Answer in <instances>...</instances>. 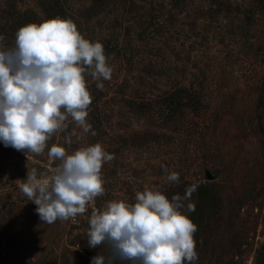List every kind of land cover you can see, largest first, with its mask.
Returning <instances> with one entry per match:
<instances>
[{"label": "rangeland", "instance_id": "rangeland-1", "mask_svg": "<svg viewBox=\"0 0 264 264\" xmlns=\"http://www.w3.org/2000/svg\"><path fill=\"white\" fill-rule=\"evenodd\" d=\"M92 1L0 0L5 45L22 26L54 19L44 4L58 2L113 67L110 80L86 77L89 132L69 117L43 154L0 143V264H92L104 251L88 246L94 208L134 204L145 190L171 200L192 184L194 264H264L263 1ZM96 143L114 156L101 169L104 194L75 222H41L21 181L60 163L49 159L51 146L71 154Z\"/></svg>", "mask_w": 264, "mask_h": 264}, {"label": "clouds", "instance_id": "clouds-1", "mask_svg": "<svg viewBox=\"0 0 264 264\" xmlns=\"http://www.w3.org/2000/svg\"><path fill=\"white\" fill-rule=\"evenodd\" d=\"M4 39L0 35V143L25 154H43L69 117L89 132L87 110L93 97L86 77L110 80L113 72L103 44L85 39L73 20L60 17L22 26L14 46ZM96 86L103 89L102 83ZM48 157L60 161L50 174L38 176L33 168L21 181L40 221L52 224L84 214L104 194L101 169L114 156L96 143L71 154L53 145ZM167 180L178 183L179 174L171 172ZM197 188L192 184L171 200L159 190L138 191L134 204L115 200L102 210L94 208L88 246L104 251L92 257V264H194L198 227L187 213L195 205L188 203L185 209V201Z\"/></svg>", "mask_w": 264, "mask_h": 264}, {"label": "trees", "instance_id": "trees-1", "mask_svg": "<svg viewBox=\"0 0 264 264\" xmlns=\"http://www.w3.org/2000/svg\"><path fill=\"white\" fill-rule=\"evenodd\" d=\"M211 2H214L215 0H210ZM263 2H261L262 4H264V0H262ZM93 3H96L98 6H102L105 3V0H93ZM128 4L133 6L134 5V1L128 0ZM45 7H47V11H49V14L51 17L55 18V17H60L61 19H67L66 17H69V14H67V12L62 9L61 7L58 6V2H52V3H48L46 2V4H44ZM70 17L72 18V15H70ZM168 102H172V99L167 98Z\"/></svg>", "mask_w": 264, "mask_h": 264}, {"label": "built area", "instance_id": "built-area-1", "mask_svg": "<svg viewBox=\"0 0 264 264\" xmlns=\"http://www.w3.org/2000/svg\"><path fill=\"white\" fill-rule=\"evenodd\" d=\"M76 219H77V216H76L74 219H72V218H69V220H70L71 222H75V221H76Z\"/></svg>", "mask_w": 264, "mask_h": 264}]
</instances>
